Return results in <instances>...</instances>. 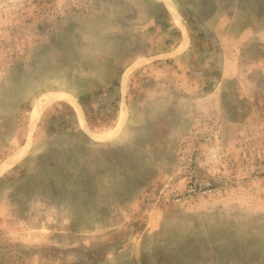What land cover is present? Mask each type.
Returning a JSON list of instances; mask_svg holds the SVG:
<instances>
[{
    "label": "rangeland",
    "instance_id": "rangeland-1",
    "mask_svg": "<svg viewBox=\"0 0 264 264\" xmlns=\"http://www.w3.org/2000/svg\"><path fill=\"white\" fill-rule=\"evenodd\" d=\"M0 264H264V0H0Z\"/></svg>",
    "mask_w": 264,
    "mask_h": 264
},
{
    "label": "bare ground",
    "instance_id": "bare-ground-1",
    "mask_svg": "<svg viewBox=\"0 0 264 264\" xmlns=\"http://www.w3.org/2000/svg\"><path fill=\"white\" fill-rule=\"evenodd\" d=\"M62 99H65L64 96L62 94H58L56 96H54V100L55 101H59V100H62ZM42 112V109L41 107H39L36 111H35V114L34 116L37 118Z\"/></svg>",
    "mask_w": 264,
    "mask_h": 264
}]
</instances>
